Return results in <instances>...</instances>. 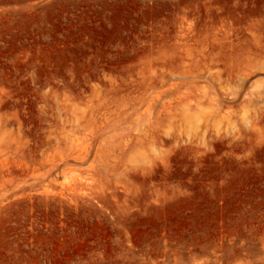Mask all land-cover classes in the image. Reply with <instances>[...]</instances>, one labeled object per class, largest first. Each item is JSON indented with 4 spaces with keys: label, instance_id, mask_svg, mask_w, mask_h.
I'll return each instance as SVG.
<instances>
[{
    "label": "rangeland",
    "instance_id": "rangeland-1",
    "mask_svg": "<svg viewBox=\"0 0 264 264\" xmlns=\"http://www.w3.org/2000/svg\"><path fill=\"white\" fill-rule=\"evenodd\" d=\"M0 264H264V0H0Z\"/></svg>",
    "mask_w": 264,
    "mask_h": 264
}]
</instances>
